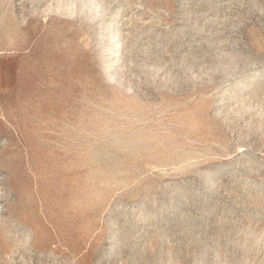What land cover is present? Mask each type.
<instances>
[{
	"label": "rangeland",
	"instance_id": "374dc122",
	"mask_svg": "<svg viewBox=\"0 0 264 264\" xmlns=\"http://www.w3.org/2000/svg\"><path fill=\"white\" fill-rule=\"evenodd\" d=\"M0 264H264V0H0Z\"/></svg>",
	"mask_w": 264,
	"mask_h": 264
}]
</instances>
